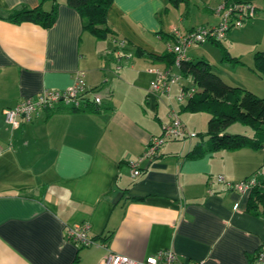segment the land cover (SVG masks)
<instances>
[{
    "label": "crops",
    "instance_id": "crops-1",
    "mask_svg": "<svg viewBox=\"0 0 264 264\" xmlns=\"http://www.w3.org/2000/svg\"><path fill=\"white\" fill-rule=\"evenodd\" d=\"M57 1L56 22L44 30L1 19L42 0H0V264H100L108 253L143 260L158 250H173L179 264H261L255 255L264 246V220L246 213L249 193L227 190L217 176L241 182L262 166V150L183 161L198 142L179 148L185 140H170L141 164L139 176L128 164L169 124V111L187 101L176 100L180 88L192 93L179 84L167 100L151 93L154 71L178 74L177 67L135 50L158 57L173 45L175 30L209 26L180 27L168 15L169 0H114L107 22L122 48L96 40L78 12ZM205 2L201 9L219 24L223 0ZM181 6L184 26L190 1ZM80 74L86 90L98 89L102 111H40L15 128L5 124L4 110L44 90H66ZM84 224L89 247L66 238L67 229Z\"/></svg>",
    "mask_w": 264,
    "mask_h": 264
},
{
    "label": "trees",
    "instance_id": "trees-1",
    "mask_svg": "<svg viewBox=\"0 0 264 264\" xmlns=\"http://www.w3.org/2000/svg\"><path fill=\"white\" fill-rule=\"evenodd\" d=\"M114 0H65L66 5L78 12L82 19L83 30L90 33L98 41H112L116 47L122 42L117 33L108 25L107 13ZM256 0H223L225 7L235 5H254ZM264 3V0H262ZM49 2L51 7L48 11L43 9V4ZM173 8L184 4L189 5V0H169ZM256 8V7H255ZM256 10V9H255ZM58 11L57 0H42L41 4L33 9L21 7L1 17L2 20L11 24L30 23L44 30L50 29L56 22ZM192 29L190 31H193ZM172 46L175 45L176 37H171ZM223 40V39H222ZM222 40L209 38L207 41L220 47L223 53L222 59L233 64H240V61L231 56L221 44ZM123 43V42H122ZM124 44V43H123ZM124 45L121 47L123 48ZM171 46V47H172ZM134 55L137 57L146 56L152 61L165 64L167 67L176 66L181 79H191L199 89L180 107L177 112L199 114L205 113L210 116L207 123L206 136L207 144L197 143L182 160H199L206 154L219 151L234 152L241 149L259 151L264 149V97H257L250 91L239 87H232L214 73L212 65L204 60H189L187 58L179 61L176 65V55L172 52H165L156 57L152 54L136 49ZM255 71L264 76V51L253 54ZM254 71V70H253ZM185 91L186 89L183 88ZM97 88L86 90L81 95L80 105L77 107H65L61 104L52 109L43 111L51 116L56 113H98L102 111L100 104H96L88 94H95ZM235 123H240L253 130L258 138H249L243 135H226L224 130ZM196 134V133H195ZM198 135L196 134V137ZM250 177H255L257 184L248 194L246 213L255 218L264 220V165L254 171ZM260 249V248H259ZM259 250H257L258 252ZM256 252V253H257ZM257 255V254H256ZM255 255V260H256ZM76 257L75 260H77Z\"/></svg>",
    "mask_w": 264,
    "mask_h": 264
},
{
    "label": "built area",
    "instance_id": "built-area-1",
    "mask_svg": "<svg viewBox=\"0 0 264 264\" xmlns=\"http://www.w3.org/2000/svg\"><path fill=\"white\" fill-rule=\"evenodd\" d=\"M254 5H235L225 7L223 4L216 9V13L221 20L215 28H198L193 31L181 34L174 31L176 37L175 45L169 47L168 51L176 55V65L179 61L185 59V50L192 45L202 44L209 38L214 40H222L232 28H240L242 24L255 15ZM119 43L118 46H122ZM156 80L150 85V92L158 95L169 97L171 87L178 84L181 80L178 74L171 70H155ZM86 91L82 74L75 79L74 84L66 89L59 91L44 90L35 97L25 98L20 100L13 108L3 111L4 122L6 125L15 128L17 121L23 119L30 121L38 112L45 109H52L61 104L65 107H77L80 105L81 95ZM179 94L176 97L178 102L191 97L189 93L180 88ZM96 104H100L98 96H94ZM169 124L163 126L162 133L152 138L147 145L144 153L136 160L129 161L128 164L132 170V176L137 177L140 174V166L146 160H152L157 156L158 151L165 142L170 140H186L195 138L196 134L189 132L180 121L178 114L174 110L169 111ZM219 183H222L227 190L238 193H249L257 184L255 177H250L247 180H242L237 183L227 182L223 176H217ZM88 226L86 224L74 226L66 230V238L73 244L79 247H89L94 245V242L88 238ZM256 261L264 264V246H261L256 255ZM177 254L173 250H158L154 254L148 255L143 260H137L118 253H108L100 262V264H179ZM198 264V263H194Z\"/></svg>",
    "mask_w": 264,
    "mask_h": 264
},
{
    "label": "rangeland",
    "instance_id": "rangeland-1",
    "mask_svg": "<svg viewBox=\"0 0 264 264\" xmlns=\"http://www.w3.org/2000/svg\"><path fill=\"white\" fill-rule=\"evenodd\" d=\"M189 1L191 15L185 20L183 24L184 26H181L178 23V17L185 11L184 6H181L178 9L170 7L168 15L170 17H176L175 21L177 25L180 27H186L189 26L191 22L196 25L215 28V25L218 24L217 19H215V17H213L208 11H203V9H201L203 5L202 2H205L206 0ZM217 1L218 0H208V2L205 3L209 5L208 7H212L211 5L215 4ZM254 6L256 7L254 17L246 20L240 28H232L221 41L223 47L231 56L237 58L240 61V64H233L222 59L223 53L221 48L209 41L190 46L185 50L184 56L191 60L204 59L208 61L212 65L214 73L220 76L224 83L232 87H239L250 91L257 97L261 98L264 97V76L255 71L253 54L258 51H264V3L262 0H256ZM49 7L50 4L46 3L43 8L45 11H48ZM161 20L165 23L166 16L162 15ZM178 84L177 87L184 85L190 89L192 93L199 91L198 87L194 85L190 79H181ZM91 95L94 97L96 94ZM164 97L166 98V96ZM179 117L181 121L188 125L189 132L194 131L198 136L186 139L185 142L176 143L177 146L180 148L184 144L188 147L190 142L194 144L195 142H203V144L206 145L208 137L205 134L207 132V123L210 116L205 113H180ZM224 134L243 135L255 139L258 138V135L253 130L240 123H235L227 127L224 130ZM258 156V160L261 162L259 165H264V149L258 152ZM251 163V160L248 159V164L250 165Z\"/></svg>",
    "mask_w": 264,
    "mask_h": 264
}]
</instances>
